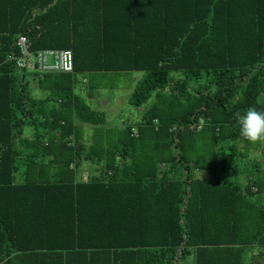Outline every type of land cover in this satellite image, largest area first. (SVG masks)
<instances>
[{
    "label": "trees",
    "instance_id": "1",
    "mask_svg": "<svg viewBox=\"0 0 264 264\" xmlns=\"http://www.w3.org/2000/svg\"><path fill=\"white\" fill-rule=\"evenodd\" d=\"M20 37L71 50L74 71L20 66ZM135 71L139 120L109 128L75 92ZM249 107L264 110V0H0V264H264V165L239 163ZM83 161L96 172L75 184Z\"/></svg>",
    "mask_w": 264,
    "mask_h": 264
},
{
    "label": "rangeland",
    "instance_id": "2",
    "mask_svg": "<svg viewBox=\"0 0 264 264\" xmlns=\"http://www.w3.org/2000/svg\"><path fill=\"white\" fill-rule=\"evenodd\" d=\"M49 61L53 64V58H49ZM19 64V63H18ZM20 65V64H19ZM22 67H27L29 69H31L32 71L36 70L37 67V61L34 59H29L28 62H26L25 65H20ZM145 72H129V73H109V74H103V75H99L97 77H94V79L97 82L98 85V91L95 92V94H98L99 96H101L103 98V101L107 100L108 103L105 104L108 109L104 110L107 114V116L109 117L108 119V126L110 128V126H114V128L116 127V125L121 124V121H124L126 123L129 122H133L134 120H139L141 117V113H142V109L143 108H135L132 105H130L128 103V97L130 96L131 92L133 91V89L137 86L138 82L140 80H142L145 76ZM82 79V77H80ZM81 84H85L86 83H81ZM42 93V92H41ZM43 94V93H42ZM40 95V91H34L33 92V96L35 97H39ZM98 109L102 110L103 106L101 104V107L97 106ZM209 128L205 129V138L208 137V135H210L209 133ZM31 131H33L32 129L28 128L26 129V133H31ZM244 143L246 145H248L249 149H252L249 153V151H247V154H243V158H240L239 163L241 164H248L251 165L250 169L252 171H254V166L257 164L256 162H254V158H260V156L257 153H253L255 150L256 145L255 144H250L247 141L243 140ZM242 143V145H238L239 147H242L243 149V153L245 151V144ZM258 148L260 150H263V148L258 144ZM262 152V151H261ZM246 173V172H245ZM207 172L205 171H199L196 172V176L198 178H203L202 176L206 175ZM262 174V173H261ZM248 175V173H246V176ZM244 176L242 178V181L244 180V178L246 177ZM251 198V201L254 202H263L264 203V198L263 200H259V198H261L262 196L258 195V194H254Z\"/></svg>",
    "mask_w": 264,
    "mask_h": 264
},
{
    "label": "built area",
    "instance_id": "3",
    "mask_svg": "<svg viewBox=\"0 0 264 264\" xmlns=\"http://www.w3.org/2000/svg\"><path fill=\"white\" fill-rule=\"evenodd\" d=\"M18 44L22 51V56L18 61L20 65H25L32 58L37 61L36 70L41 74L74 71V57L69 49H43L34 52L30 50L25 37H20ZM49 58H53V64L49 61Z\"/></svg>",
    "mask_w": 264,
    "mask_h": 264
},
{
    "label": "crops",
    "instance_id": "4",
    "mask_svg": "<svg viewBox=\"0 0 264 264\" xmlns=\"http://www.w3.org/2000/svg\"><path fill=\"white\" fill-rule=\"evenodd\" d=\"M89 88L86 86V85H81L79 86V88L75 89V92L76 93H80L81 96L85 97L87 99V101L89 102V104L96 110H100L98 109L97 106L101 107V104L103 106V109L101 111H104L106 109H108V107L105 105L108 103V101L104 100L103 101V98L101 96H99L98 94H95V91H92V93L90 94L89 93ZM36 91H40V90H36ZM42 91H40V94L42 95L41 93ZM42 97V96H41ZM106 113V112H105ZM107 115V114H106ZM108 117V116H107ZM109 118V117H108ZM109 120V119H108ZM124 121H121V125H123ZM107 124H108V121H107ZM106 124V125H107ZM28 137L30 136H33V133L31 131V133H25ZM92 135H93V127L87 125L86 128H85V139L86 141H91L92 140ZM263 144H262V148H263ZM252 149L249 150V153H252L250 152ZM264 150V149H263ZM264 151H257V150H254L253 153H257L260 158H254V162H257V163H260L261 165H264V154H263ZM78 165H80L79 167V171H78V175H77V182L76 183H88L91 175H93L95 172H96V166H95V163H90L89 161H83V162H80ZM72 167H75V164L72 165ZM101 167V166H100ZM85 228V226L83 227ZM193 261L190 260V258L185 262V264H192Z\"/></svg>",
    "mask_w": 264,
    "mask_h": 264
},
{
    "label": "clouds",
    "instance_id": "5",
    "mask_svg": "<svg viewBox=\"0 0 264 264\" xmlns=\"http://www.w3.org/2000/svg\"><path fill=\"white\" fill-rule=\"evenodd\" d=\"M240 137L250 144H264V110L249 107L243 114H236Z\"/></svg>",
    "mask_w": 264,
    "mask_h": 264
}]
</instances>
